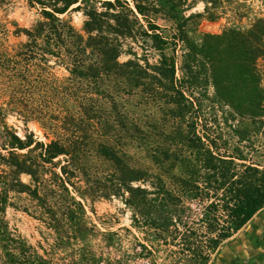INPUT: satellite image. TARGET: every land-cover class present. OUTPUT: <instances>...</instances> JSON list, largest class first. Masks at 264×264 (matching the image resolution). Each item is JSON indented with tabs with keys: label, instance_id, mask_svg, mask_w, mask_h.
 <instances>
[{
	"label": "trees",
	"instance_id": "16d2710c",
	"mask_svg": "<svg viewBox=\"0 0 264 264\" xmlns=\"http://www.w3.org/2000/svg\"><path fill=\"white\" fill-rule=\"evenodd\" d=\"M160 1L168 19L177 20V4ZM38 2L42 19L30 28L14 22V34L26 40L11 50L2 46L9 29L0 23V264H59L48 249L42 247L41 253L10 230L5 212L12 191L27 193L35 202V214L54 230L57 246L77 241L75 264H100L103 259L87 246L94 230L87 217L88 200L126 192V203L139 209L145 224L154 229L153 244L177 243L180 259L209 264L221 245L264 208V168L245 163L241 151L223 150L221 137L198 131L193 121L191 125L187 117L202 105L186 94L200 81L202 69L215 88L214 103L228 105L262 126L264 87L257 61L264 55V19L248 30L231 27L221 34L168 36L153 22L155 5L140 0ZM70 10H82L86 16L81 30L62 17ZM127 40L151 42L160 59L145 65L121 61ZM179 40L185 44L181 76ZM56 67L68 74L59 76ZM80 81L94 83L95 91L79 95L75 86ZM132 91L158 104L169 119L168 129L146 131L138 117L120 113L119 94ZM47 95L56 101H50L45 112ZM8 114L25 123L38 121L54 137L45 142L29 129L23 137L5 122ZM237 135L244 141L249 131ZM135 147L152 166L132 162ZM94 160L107 162L111 169L93 172ZM22 174L31 177L29 184L21 180ZM165 174L173 179V187ZM138 182H151L152 189L134 184ZM187 201L204 204L197 222L207 229L204 243L190 226ZM140 246L141 252L148 250Z\"/></svg>",
	"mask_w": 264,
	"mask_h": 264
},
{
	"label": "rangeland",
	"instance_id": "374dc122",
	"mask_svg": "<svg viewBox=\"0 0 264 264\" xmlns=\"http://www.w3.org/2000/svg\"><path fill=\"white\" fill-rule=\"evenodd\" d=\"M38 1L40 0H0V23L5 24L9 29V33L3 35V48L11 50L26 40L24 35L17 36L14 34V22H17L21 27L30 28L42 19L41 5ZM128 1L133 4L131 0ZM140 1L150 7L155 5L157 12L153 16V22L160 25L163 28L162 31L168 36H181L183 34L181 32H185L189 37L206 32L221 34L231 27L248 30L257 20L264 19V0H172L178 7L177 20L168 19L167 10L161 6L160 0ZM74 7L76 5L72 8ZM62 17L71 20L78 30L83 28L86 20L82 10H70ZM184 50L185 44L179 40L177 46L179 76L182 75L181 66ZM128 59L138 60L143 65L146 61L154 64L160 59V52L151 47V42L127 40L120 60L126 61ZM257 66L262 73V86L264 87V55L258 59ZM56 71L59 76L68 74L63 67H56ZM199 77L200 81H195L191 89L192 92H188L186 95L201 104L202 107H196L195 111L187 117V120L191 125L193 121V125H196L198 131L205 129L212 137H221L218 145L223 150L238 149L247 157L245 163L264 168V124L260 126L257 120L238 115L228 105L214 103L216 91L212 82L207 81L206 74L202 69L199 70ZM63 82L66 83V81ZM2 83L4 81H0V109L3 99L1 97L3 93ZM75 87L79 95L85 96L88 90L92 91V88L94 89L96 86L94 83L88 85V83L80 81ZM53 96L47 95L45 97L46 102L42 104L45 112L51 106L50 101H56V97L53 98ZM93 97L98 98V95L93 93ZM99 100L103 103L107 101L104 98ZM118 100L120 113L128 112L130 116L138 117L146 131L162 133L169 128L167 125L169 119L165 117L158 104L153 103L147 95L144 96L139 91L122 92L119 94ZM2 121L0 116V128ZM5 122L14 127L23 137L26 134V129L33 131L36 137L45 142L54 137L52 132H47L38 121L32 120L25 123L23 118L8 114ZM188 125L186 123L185 127H189ZM245 129L249 131V137L247 140L241 141L237 132ZM131 154L133 163L152 166L143 150L135 147L131 149ZM238 163L242 162L238 161ZM91 165L93 172L94 170L106 172L111 169L107 162L100 160H94ZM164 177L168 185L173 187L174 182L171 176L165 174ZM21 180L29 184L31 177L22 174ZM134 184L152 189L151 182ZM128 197L129 192H126L122 195H112L107 198L99 197L87 202L88 221L94 227L92 236L87 241V246L97 257H103L100 264H188V261L179 258L182 256L179 255L177 243L168 245L163 244L162 241H157L155 244L151 242L155 237L154 229L145 224V216L139 209L136 210L126 203ZM189 205L191 210L188 212V220L192 221L190 226L202 236L200 240L204 243L206 236H209L207 229L205 225L197 223L202 217L204 204L203 202L191 201ZM36 210L35 202L27 193L12 191L5 212V219L10 230L21 236L29 244L37 247L41 253L44 252L42 247L48 249L55 263L75 264L73 254L79 248V244H76L77 241H72V244H65L62 247L57 246L59 240L56 233L37 218ZM251 221L246 224L248 225L246 228H242L226 240L220 249H225V247L241 239L251 228L253 223ZM140 244H145L148 250L141 252ZM215 255H212L211 260Z\"/></svg>",
	"mask_w": 264,
	"mask_h": 264
},
{
	"label": "crops",
	"instance_id": "0c3cea01",
	"mask_svg": "<svg viewBox=\"0 0 264 264\" xmlns=\"http://www.w3.org/2000/svg\"><path fill=\"white\" fill-rule=\"evenodd\" d=\"M251 220L253 223L247 233L235 243L222 248L223 251L220 249L209 264H264V210H260Z\"/></svg>",
	"mask_w": 264,
	"mask_h": 264
}]
</instances>
